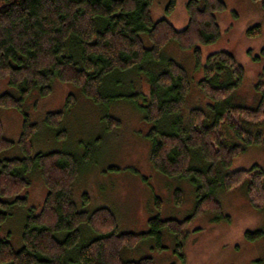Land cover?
<instances>
[{
	"label": "trees",
	"instance_id": "trees-1",
	"mask_svg": "<svg viewBox=\"0 0 264 264\" xmlns=\"http://www.w3.org/2000/svg\"><path fill=\"white\" fill-rule=\"evenodd\" d=\"M155 1L0 0V78L18 92V96L1 94L0 109H15L23 116L17 143L4 137L0 120V154L17 146L24 155L0 158V228L14 206L26 207L22 194L30 186L31 172L39 171L46 188L40 210L35 213L30 209L25 217L21 248L15 250L8 239L0 237V264H155L151 258L124 261L121 251L133 249L143 240H152L158 250H164V231L175 238V253L183 259L189 222L205 213L228 219L222 215L218 190L241 185L254 171L247 197L256 207L264 201L261 170L254 167L227 172L245 149L233 143L234 138H244L247 145L260 143L259 136L254 139L249 132L264 117L261 106L253 109L229 102L232 91L243 80V68L228 52L209 55L198 85L213 103L208 109L192 108L185 113L188 74L161 55L169 43H175L180 49L193 50L199 68L198 45L219 38L217 14L225 9V3L188 0L187 25L177 30L166 19L152 20ZM174 7L175 0H169L165 13L170 14ZM259 34V26L247 31L252 37ZM260 56L264 57V48ZM129 73L142 75L148 83L146 95L134 92L125 99L151 125L147 140L152 168L166 177L187 180L195 198L192 213L183 221L151 218L148 231L140 234L120 233L115 215L107 208L91 213L78 209L73 201L80 168L77 158L60 151L33 155L37 125L23 111L31 95L48 96L55 80L77 87L93 103L113 102L120 96L106 93V82H118L120 76ZM74 102V96L69 95L64 111ZM64 111L47 113L45 124L58 128ZM102 121L108 130L120 123L108 115ZM181 201L182 192L177 189L175 203ZM83 228L87 230L82 232ZM263 235L259 230L246 232L245 237L253 241Z\"/></svg>",
	"mask_w": 264,
	"mask_h": 264
},
{
	"label": "rangeland",
	"instance_id": "rangeland-1",
	"mask_svg": "<svg viewBox=\"0 0 264 264\" xmlns=\"http://www.w3.org/2000/svg\"><path fill=\"white\" fill-rule=\"evenodd\" d=\"M187 1L175 0L174 10L166 14L169 0H156L151 7L152 20L166 19L175 29H184L188 21ZM222 1L226 7L217 14L219 38L214 43L198 45L199 68L193 50H183L169 43L161 53L163 58L181 65L188 74L190 91L183 106L185 113L192 108L206 109L213 103L201 93L198 83L203 78L207 57L221 51L232 54L244 70L243 80L232 91L229 102L253 109L261 106L264 111V57L260 56L264 48V0ZM255 26L260 27V34L247 35ZM143 38L149 47L148 40ZM104 90L120 97L107 104H96L86 99L77 87L57 80L52 83L48 96L31 95L24 102L23 111L30 122L37 125L32 154L60 151L74 155L80 168L73 187V201L79 210L87 213L99 208L109 209L116 217L120 233L147 232L148 220L155 217L183 221L193 211V187L187 180L166 177L152 168L147 140L151 125L145 123L140 112L125 99L134 92L148 93L145 78L129 73L120 76L118 82L108 80ZM4 93L18 96L7 80L0 78V95ZM69 95L74 96L75 102L64 111ZM63 111L58 128L52 129L45 124L47 113ZM105 115L118 119L119 127L106 129L102 121ZM0 120L4 137L17 143L22 130V114L15 109H0ZM249 133L254 139L259 136L260 143L247 145L244 138H234L233 143L245 149L227 172L256 167L264 173V117ZM23 156L17 146L0 154V158L8 159ZM253 174L254 171L237 187L217 191L222 215L228 219H217L214 213H205L189 222L181 251L183 259L175 253V238L166 231L162 237L164 250H158L152 240H143L133 249H122L121 258L124 261L151 258L155 264H264V235L253 241L245 237L246 232L264 231V201L256 207L247 197ZM28 179L30 186L22 194L27 200L26 207L14 206L0 228V237L8 239L15 250L22 246L21 233L28 211L33 209L37 213L46 196L39 171L31 172ZM177 189L182 192L179 205L175 203ZM86 230L83 228L82 232Z\"/></svg>",
	"mask_w": 264,
	"mask_h": 264
}]
</instances>
